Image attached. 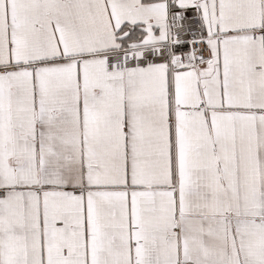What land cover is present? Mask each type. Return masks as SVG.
<instances>
[{"label": "snow or ice", "instance_id": "6c2138e0", "mask_svg": "<svg viewBox=\"0 0 264 264\" xmlns=\"http://www.w3.org/2000/svg\"><path fill=\"white\" fill-rule=\"evenodd\" d=\"M0 264H264V0H0Z\"/></svg>", "mask_w": 264, "mask_h": 264}]
</instances>
